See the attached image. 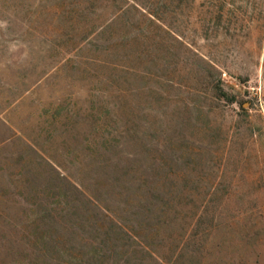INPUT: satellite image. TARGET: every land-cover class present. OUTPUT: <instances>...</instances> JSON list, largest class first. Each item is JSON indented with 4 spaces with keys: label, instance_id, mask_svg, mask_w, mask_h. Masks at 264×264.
Here are the masks:
<instances>
[{
    "label": "rangeland",
    "instance_id": "1",
    "mask_svg": "<svg viewBox=\"0 0 264 264\" xmlns=\"http://www.w3.org/2000/svg\"><path fill=\"white\" fill-rule=\"evenodd\" d=\"M37 261L264 264V0H0V264Z\"/></svg>",
    "mask_w": 264,
    "mask_h": 264
},
{
    "label": "trees",
    "instance_id": "2",
    "mask_svg": "<svg viewBox=\"0 0 264 264\" xmlns=\"http://www.w3.org/2000/svg\"><path fill=\"white\" fill-rule=\"evenodd\" d=\"M70 183V185L72 186V188L75 190V191H77V192H79L80 194H82V196L86 199V207H85V209H86V212H90L91 210H94V213H96V215H94V217L96 218L97 217V215H100V216H104V218H108V220L110 221V223L112 224H110V225H106V226H104L105 224L103 223V222H100L99 223V221H97L96 222V226L97 227H99L100 229L101 228H103V227H106V231L108 232L109 230H111L112 228H117V227H119V228H124V226L121 224V223H119L118 221H115V219H114V216H113V212H110V210H109V207L108 206H106V205H104V204H102L99 200H97V199H93V198H89V197H87V195H85V193L83 192V191H81V186H80V184L79 183H77V182H69ZM88 204V205H87ZM71 214H72V217L75 219L74 220V222H73V228L74 229H76V228H78V226L79 225H83V224H85L86 222L85 221H80L79 219H78V215H77V212H74V211H71ZM113 216V217H112ZM103 218V219H104ZM78 221V222H77ZM81 223H80V222ZM111 228V229H110ZM127 229H129V228H127ZM126 229V230H127ZM106 231H105V233H106ZM36 240H37V243L41 246V248L40 249H38L39 251H38V254H37V260L38 261H41V260H43V258H44V253H47V254H49L50 253V247H48L47 246V244H46V238H44L43 237V234H41L40 236H38L37 238H36ZM82 255H83V257H85L84 256V253L83 252H80V254H79V256H81L82 257ZM78 256H73L72 258L73 259H76ZM81 257H79L80 259H81ZM93 258L95 259V260H97V257L96 256H93ZM35 262V264H38L39 262ZM43 262V261H42ZM46 262V261H45ZM44 263V262H43ZM19 264H20V262H19ZM71 264H74V263H71ZM76 264V263H75Z\"/></svg>",
    "mask_w": 264,
    "mask_h": 264
},
{
    "label": "crops",
    "instance_id": "3",
    "mask_svg": "<svg viewBox=\"0 0 264 264\" xmlns=\"http://www.w3.org/2000/svg\"><path fill=\"white\" fill-rule=\"evenodd\" d=\"M13 43L15 44V41H14ZM14 46H16V45H14ZM30 57H32V56H30ZM33 57H34V59H35V55H34Z\"/></svg>",
    "mask_w": 264,
    "mask_h": 264
}]
</instances>
